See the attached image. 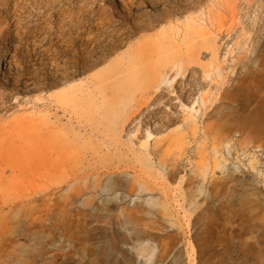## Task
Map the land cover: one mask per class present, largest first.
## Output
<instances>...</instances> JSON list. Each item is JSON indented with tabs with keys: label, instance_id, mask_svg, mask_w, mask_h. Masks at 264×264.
Wrapping results in <instances>:
<instances>
[{
	"label": "rangeland",
	"instance_id": "rangeland-1",
	"mask_svg": "<svg viewBox=\"0 0 264 264\" xmlns=\"http://www.w3.org/2000/svg\"><path fill=\"white\" fill-rule=\"evenodd\" d=\"M3 26L0 264H264V0H0Z\"/></svg>",
	"mask_w": 264,
	"mask_h": 264
},
{
	"label": "bare ground",
	"instance_id": "bare-ground-1",
	"mask_svg": "<svg viewBox=\"0 0 264 264\" xmlns=\"http://www.w3.org/2000/svg\"><path fill=\"white\" fill-rule=\"evenodd\" d=\"M25 2L26 1H24V3ZM17 4L18 3L15 2V4H13V6L16 7ZM5 13L7 14L8 12L5 10ZM8 14H10V12ZM17 21H18V18H17ZM24 28L25 27H23V28L21 27L20 31L17 29V31H19V34L21 35V38L23 37L22 35H24L26 33V28L25 29ZM56 29L57 28H55V30ZM47 31L49 33L54 32L51 29L50 30H47ZM8 32H9V27L8 26H3V27L0 28V33H2V35H4V33H7L8 34ZM2 35H0V37ZM54 36L57 37L58 39L62 40L61 43L64 42V40L62 39L63 38V34L62 33L59 36L58 35H54ZM78 37H79V34H77L75 36H71L69 38L68 42L64 44L65 45V48L63 50H56V49L53 50L51 48V45H49V43L46 45L47 42H49V41L52 40L50 36L49 37H46L45 39L43 38V41H41L39 44H33L32 45V52L34 54V58L39 60V62H38L39 69H42L43 67H47L48 68V71L49 72H52V77L53 76H55V77L56 76L57 77L58 76L59 77H65L67 74H70V72L66 70L67 69V66L64 65L65 62L63 61V63H64L63 65H59V62L62 60V56H64V53L66 52L65 49H66L67 45L68 44H71ZM83 40H84V42H83ZM87 41H88V39H85V38L82 39V42H81L82 48H81V52H80V56H81L80 58L82 59V62L83 63L84 62H89V63L97 62L99 59H101L102 56H101V54H98L97 55V54L93 53V49L95 48L96 45L94 44V45L88 46ZM58 44L60 46V43H58ZM103 49L107 52V51H109L110 48H105L104 47ZM90 52H91V54H89ZM140 55L143 56V54H139L137 56V59H138V57ZM86 57H89V58H86ZM89 63L84 64V65L86 66ZM68 68H71V67H68ZM138 69L139 70H143V69H145V66L144 67H140ZM7 70H8V68H7ZM147 92H150V94H152V95H154V94L157 95L159 93V92L155 93V90H150V91H147ZM145 109H146V111H143L142 110V113H140L141 116H145V115H147V114L150 113V109H148V108H145ZM225 146H227V145H225Z\"/></svg>",
	"mask_w": 264,
	"mask_h": 264
}]
</instances>
